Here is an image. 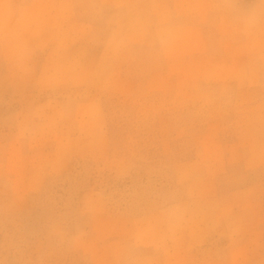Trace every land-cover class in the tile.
<instances>
[{"label":"rangeland","instance_id":"obj_1","mask_svg":"<svg viewBox=\"0 0 264 264\" xmlns=\"http://www.w3.org/2000/svg\"><path fill=\"white\" fill-rule=\"evenodd\" d=\"M0 264H264V0H0Z\"/></svg>","mask_w":264,"mask_h":264}]
</instances>
